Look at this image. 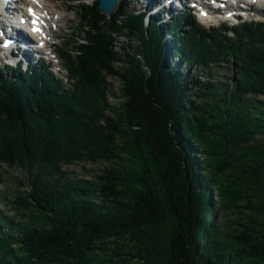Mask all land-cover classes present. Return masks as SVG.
Instances as JSON below:
<instances>
[{
	"label": "trees",
	"instance_id": "trees-1",
	"mask_svg": "<svg viewBox=\"0 0 264 264\" xmlns=\"http://www.w3.org/2000/svg\"><path fill=\"white\" fill-rule=\"evenodd\" d=\"M129 1L80 3L67 83L45 62L0 69V183L5 164L28 187L21 219L0 209V264H264V20L160 24Z\"/></svg>",
	"mask_w": 264,
	"mask_h": 264
},
{
	"label": "rangeland",
	"instance_id": "rangeland-1",
	"mask_svg": "<svg viewBox=\"0 0 264 264\" xmlns=\"http://www.w3.org/2000/svg\"><path fill=\"white\" fill-rule=\"evenodd\" d=\"M93 0L90 1H83L80 2L78 0H51L45 4L47 8H53L54 11H56L55 15H52L55 18H59L61 15L67 16L65 20L61 22L58 26L54 25L53 30L56 32L55 35L57 34L58 37H52V43L54 48H48L49 51L45 52L44 51V58H48L46 66L51 67L52 71L54 72V75L61 79L64 80V83H67L66 76H67V71H66V65L65 61L61 57V52L63 49H66L72 53H75V45L76 42H81L85 39L84 33H81L79 30V27L82 24L81 20V15H80V3H85V4H91ZM149 0H131L128 2L126 9H128V12H137V11H144L146 8V4L148 3ZM143 2V3H142ZM57 5V6H56ZM64 6V7H63ZM174 7V6H173ZM260 9L258 10V14L252 15V14H246L245 17L242 19L243 21H260L264 19V5L259 7ZM163 9V8H162ZM166 11V10H163ZM167 14L171 15H181V11H176L174 14L173 12H170V10H167ZM165 15V20L164 22L168 21L169 19L167 18L168 15ZM192 15H190V19L195 18L198 20L199 23H201L204 26H213V27H221V25L225 24L227 27H232L235 23V20H227L223 18L222 16L220 18L216 19H210L208 20H203L201 18V14L197 11H192ZM57 15V16H56ZM69 18V19H68ZM53 25V24H52ZM188 25V24H187ZM186 30V29H185ZM233 34V33H232ZM56 35V36H57ZM172 37H170L171 39ZM77 42V43H78ZM117 50L120 52H123V46L126 45L129 47L130 50L133 52H137V45L141 43V40L139 36L137 35L135 38H131L130 40L127 39V36H118L117 37ZM54 50V51H53ZM38 59L36 58V62ZM175 65L180 66V68L185 67L183 62L174 59L173 61ZM5 65H7L5 60L0 59V68H5ZM124 63H120L119 67H124ZM229 71H225L223 69L220 73L221 75H226L229 73H226ZM232 76V74L230 75ZM112 83L111 86V91L112 94L110 96V104L114 108H119L120 103L122 102V86L123 83L120 79H109ZM260 100H264V97L261 96L259 97ZM106 167L105 163H99V164H94L91 162H82V163H76L73 165L66 166L65 169L67 171H70L73 175L78 176L79 178H83L86 175H96L100 174L102 171H104ZM1 172L4 176V182L0 183V209L3 210L6 214V216H17V219H21L19 215L16 213V209L14 208V205L12 203H9L10 200L14 199V196H16L18 191L21 192H26L28 190L27 186H22L20 182H26V173L20 169V168H12L10 169L7 165H3L1 168Z\"/></svg>",
	"mask_w": 264,
	"mask_h": 264
},
{
	"label": "bare ground",
	"instance_id": "bare-ground-1",
	"mask_svg": "<svg viewBox=\"0 0 264 264\" xmlns=\"http://www.w3.org/2000/svg\"><path fill=\"white\" fill-rule=\"evenodd\" d=\"M7 1H9V0H3V3L5 4V3H7ZM22 1H26V0H22ZM49 1H51V0H45L44 2H38V3H34V4H31V7H33L34 9H35V11L36 12H34V14L36 15L35 17H42V18H48L49 17V20L47 19L45 22V24H46V26H45V29H44V33H43V37L45 38V39H43V40H41L42 42H44L45 44H48V43H50V45H48V46H46L45 47V52H47V51H49V49L48 48H54V46H53V44H51L52 43V37H58V35L56 36L55 35V31L53 30V27H54V25H56V26H58L59 24H61V22L63 21V20H65L66 18H67V16H66V14L65 15H61L59 18H55V16L53 17L52 15H55V14H58V13H56V11H54V9L53 8H47V6L45 5V4H47V2H49ZM159 2H158V4H159V6L161 7V8H163L164 10H170V12H173V14L176 12V11H179V10H181V8H182V10H184L185 9V1L184 0H158ZM11 3V1L10 2H8V4H10ZM233 4H238L237 2H231L230 3V6L231 5H233ZM48 5V4H47ZM248 5H251V7H250V9H248L247 7H248ZM264 5V0H260V1H258L257 3H255V4H244V9H246L247 8V10H251V11H249V12H251V13H259L258 12V10L260 9L259 7H261V6H263ZM57 6V5H56ZM174 6V7H173ZM64 7V6H63ZM204 7H206L205 9H206V11H209L208 13H210L211 15H213V13H222V10L221 9H218L219 11H216L215 9H213V7H211L210 5H206V6H203V8ZM226 7H228V9H230L231 7H229V6H226ZM208 8V9H207ZM235 8V7H234ZM204 9V10H205ZM235 11H237L236 9H235ZM245 11V10H244ZM255 11V12H254ZM240 13V12H239ZM239 13H233V15L234 16H236V15H238ZM257 15V14H256ZM57 16V15H56ZM213 16H215V15H213ZM212 16V17H213ZM53 17V18H52ZM214 19H215V17H213ZM212 18V19H213ZM69 19V18H68ZM213 19V20H214ZM49 21V22H48ZM53 24V25H52ZM23 38V39H22ZM1 39H3V37H1L0 36V45H2L3 44V42H2V40ZM24 37H21L20 36V38H19V42H24ZM28 48H31V47H29L28 46ZM54 50H55V48H54ZM53 50V51H54ZM26 53V52H25ZM31 52L29 51L28 52V54H27V56H28V58L29 59H31Z\"/></svg>",
	"mask_w": 264,
	"mask_h": 264
},
{
	"label": "water",
	"instance_id": "water-1",
	"mask_svg": "<svg viewBox=\"0 0 264 264\" xmlns=\"http://www.w3.org/2000/svg\"><path fill=\"white\" fill-rule=\"evenodd\" d=\"M120 2L122 0H99L98 9L102 14L110 16L119 10Z\"/></svg>",
	"mask_w": 264,
	"mask_h": 264
},
{
	"label": "snow or ice",
	"instance_id": "snow-or-ice-1",
	"mask_svg": "<svg viewBox=\"0 0 264 264\" xmlns=\"http://www.w3.org/2000/svg\"><path fill=\"white\" fill-rule=\"evenodd\" d=\"M29 11L31 12L32 9H29ZM35 23H36V21L34 20V21H33V24H35ZM33 31H39V29H38V28H33Z\"/></svg>",
	"mask_w": 264,
	"mask_h": 264
}]
</instances>
